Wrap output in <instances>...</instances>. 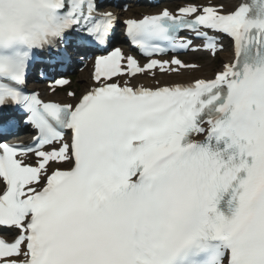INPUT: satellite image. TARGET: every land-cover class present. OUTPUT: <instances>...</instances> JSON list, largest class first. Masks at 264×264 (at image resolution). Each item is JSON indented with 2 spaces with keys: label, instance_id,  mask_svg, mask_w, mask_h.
Masks as SVG:
<instances>
[{
  "label": "snow or ice",
  "instance_id": "obj_1",
  "mask_svg": "<svg viewBox=\"0 0 264 264\" xmlns=\"http://www.w3.org/2000/svg\"><path fill=\"white\" fill-rule=\"evenodd\" d=\"M106 3L0 0V264H264V0ZM82 49L101 54L81 95L28 90L38 58ZM189 49L229 58L157 78L199 70L163 58Z\"/></svg>",
  "mask_w": 264,
  "mask_h": 264
},
{
  "label": "bare ground",
  "instance_id": "obj_2",
  "mask_svg": "<svg viewBox=\"0 0 264 264\" xmlns=\"http://www.w3.org/2000/svg\"><path fill=\"white\" fill-rule=\"evenodd\" d=\"M129 15V14H125V17ZM220 55H222L224 58H226L228 55H227V51L225 52H221ZM212 71H213V67H212V64L210 61H206L204 62L203 65H201V68L197 71H185L183 72L182 76L181 77H176V76H167V77H160V76H157L159 78H164L165 80H168V81H172V80H177V79H191V78H196V77H200V76H207L209 77L211 74H212ZM88 70H84L82 73L79 74L78 76V84L79 86H84L86 83H83V81H87L88 79ZM141 81V79L139 80ZM53 98L55 99H59L60 98V95L58 94H54L52 95Z\"/></svg>",
  "mask_w": 264,
  "mask_h": 264
},
{
  "label": "rangeland",
  "instance_id": "obj_3",
  "mask_svg": "<svg viewBox=\"0 0 264 264\" xmlns=\"http://www.w3.org/2000/svg\"><path fill=\"white\" fill-rule=\"evenodd\" d=\"M74 87H77V84Z\"/></svg>",
  "mask_w": 264,
  "mask_h": 264
}]
</instances>
